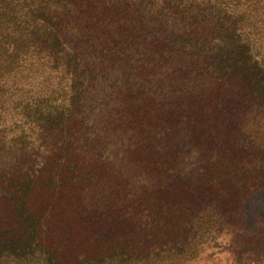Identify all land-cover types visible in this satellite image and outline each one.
Returning <instances> with one entry per match:
<instances>
[{"label": "trees", "instance_id": "1", "mask_svg": "<svg viewBox=\"0 0 264 264\" xmlns=\"http://www.w3.org/2000/svg\"><path fill=\"white\" fill-rule=\"evenodd\" d=\"M261 188L264 0H0V264H264Z\"/></svg>", "mask_w": 264, "mask_h": 264}, {"label": "rangeland", "instance_id": "2", "mask_svg": "<svg viewBox=\"0 0 264 264\" xmlns=\"http://www.w3.org/2000/svg\"><path fill=\"white\" fill-rule=\"evenodd\" d=\"M245 228L243 232L249 235L259 233L264 228V188L258 189L245 199L243 203ZM223 247L213 246V242L202 246L201 255L194 261L185 264H255L253 253L249 249H242V242H232L234 238L223 234L216 240ZM231 245H229V243ZM227 243V244H226Z\"/></svg>", "mask_w": 264, "mask_h": 264}]
</instances>
